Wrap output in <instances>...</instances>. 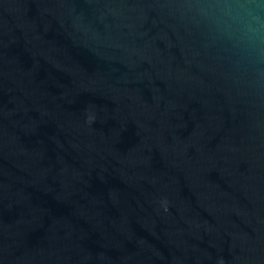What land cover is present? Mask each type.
Instances as JSON below:
<instances>
[{"label": "water", "instance_id": "1", "mask_svg": "<svg viewBox=\"0 0 264 264\" xmlns=\"http://www.w3.org/2000/svg\"><path fill=\"white\" fill-rule=\"evenodd\" d=\"M0 264H264V0H0Z\"/></svg>", "mask_w": 264, "mask_h": 264}]
</instances>
